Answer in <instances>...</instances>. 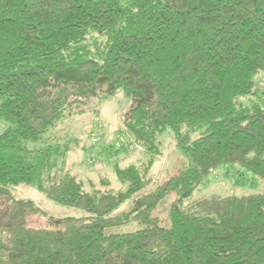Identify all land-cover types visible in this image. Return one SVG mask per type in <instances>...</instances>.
Segmentation results:
<instances>
[{"label":"trees","instance_id":"obj_1","mask_svg":"<svg viewBox=\"0 0 264 264\" xmlns=\"http://www.w3.org/2000/svg\"><path fill=\"white\" fill-rule=\"evenodd\" d=\"M262 78L264 0H0V264H264V193L181 203L219 168L264 182ZM118 93L123 131L151 157L170 133L188 164L147 192L149 169L117 167L124 190L88 192L59 172L56 129ZM21 184L87 215L46 219Z\"/></svg>","mask_w":264,"mask_h":264},{"label":"rangeland","instance_id":"obj_2","mask_svg":"<svg viewBox=\"0 0 264 264\" xmlns=\"http://www.w3.org/2000/svg\"><path fill=\"white\" fill-rule=\"evenodd\" d=\"M258 87L264 93V79L259 81ZM261 99L264 100V94L261 95ZM91 106V110L67 119L56 129L57 134L63 137L62 142H67L66 159L62 164H58L57 168L59 172H69L74 175L83 184L85 191L91 192L94 189H100L101 191L113 190V192H117L124 190L126 183L120 181L116 174V168L136 165L141 170L149 169L147 177L152 183L144 189L147 192L152 186L162 183L188 164L187 159L177 148L174 136L170 133H164L158 138L160 140L158 141V153L151 157L123 131L122 116L128 109L129 100L122 93L107 98L101 103L97 98L95 102L91 103ZM4 127L5 123L0 121V132ZM150 160L152 164L148 165ZM55 170L58 172L57 169ZM236 170L233 167L229 170L223 167L212 171L189 197L182 199V205L186 206L200 197L264 193V182L257 178L250 179L249 175L246 183L238 184L244 177L237 175ZM51 174L55 175L54 172ZM10 190L17 198L31 199L45 212L46 219L87 215L81 210L67 208L52 202L31 186L21 184L10 187ZM177 198V195L171 192L154 209V215L165 226L168 225L169 208ZM131 208L132 202L127 201L113 214L129 212ZM137 226V223L132 222L116 227L114 231H132Z\"/></svg>","mask_w":264,"mask_h":264}]
</instances>
